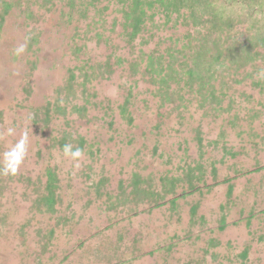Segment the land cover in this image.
<instances>
[{
    "label": "rangeland",
    "instance_id": "374dc122",
    "mask_svg": "<svg viewBox=\"0 0 264 264\" xmlns=\"http://www.w3.org/2000/svg\"><path fill=\"white\" fill-rule=\"evenodd\" d=\"M261 73L264 0H0V264H264Z\"/></svg>",
    "mask_w": 264,
    "mask_h": 264
},
{
    "label": "trees",
    "instance_id": "16d2710c",
    "mask_svg": "<svg viewBox=\"0 0 264 264\" xmlns=\"http://www.w3.org/2000/svg\"><path fill=\"white\" fill-rule=\"evenodd\" d=\"M4 6L7 8L8 4L4 3ZM168 65L169 66H167L166 68H164V67L161 68L159 66L160 71H158V75H160L161 72H163V71L164 72L167 71V72H165L166 75L164 76V77L167 76V78L166 79H163L164 77L161 78V82L164 84V86H166L165 83L167 82L168 78L170 81H172L171 80V78H172L174 80L173 82L176 83V85H178L179 83H182V76L180 75L181 73L182 74L185 73V75L187 74L189 77V80L196 78V79H198L199 83H201L202 80H201L200 76L202 74L200 73L199 70L194 71V68L192 69V67H187V65H185V64H181L177 69L173 70V67H172L173 65H170V64H168ZM170 67L172 68L173 71L170 70ZM191 81H193V80H191ZM166 90H168V89H166ZM135 186H136V187H134L135 189H139V188H137L138 187L137 184Z\"/></svg>",
    "mask_w": 264,
    "mask_h": 264
},
{
    "label": "clouds",
    "instance_id": "9594fccd",
    "mask_svg": "<svg viewBox=\"0 0 264 264\" xmlns=\"http://www.w3.org/2000/svg\"><path fill=\"white\" fill-rule=\"evenodd\" d=\"M262 76H264V73H261ZM9 133H11L13 130L9 129ZM62 154L64 157L72 159L74 161H78L81 159L84 155L83 151L80 148H73L71 144H65L62 148ZM23 156L20 157V161H22Z\"/></svg>",
    "mask_w": 264,
    "mask_h": 264
}]
</instances>
